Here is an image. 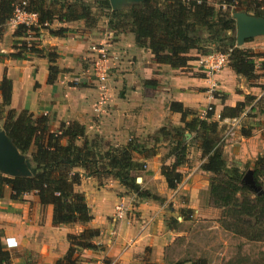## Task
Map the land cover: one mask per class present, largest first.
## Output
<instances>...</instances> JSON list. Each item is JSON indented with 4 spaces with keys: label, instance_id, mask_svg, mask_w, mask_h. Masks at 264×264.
Wrapping results in <instances>:
<instances>
[{
    "label": "crops",
    "instance_id": "0c3cea01",
    "mask_svg": "<svg viewBox=\"0 0 264 264\" xmlns=\"http://www.w3.org/2000/svg\"><path fill=\"white\" fill-rule=\"evenodd\" d=\"M15 27L16 24L7 22L6 32L0 39V52L12 51L11 35ZM50 27L69 29L63 36L42 30L41 43L56 49L58 59L55 64L61 71L52 83H48V61L45 57L0 62V80L3 76L11 80L9 109L45 114L54 129L62 122L76 121L84 125L88 136L96 134L107 144L118 146L125 145L132 136L156 132L169 119L173 125H181L180 114L169 111L171 101L181 102L191 111H197L198 116L212 105L210 119L218 121L222 127L223 156L228 164L235 162L241 169H252L258 155L264 153V102L261 100L264 98V74H260L264 69L260 66V70H256L260 77L254 86L237 75L228 64L219 72L200 78H177L176 69L156 65L150 50L137 47L132 33L109 30L107 20L99 21L93 28L85 27L80 20H55ZM100 43H107L114 56L102 91L91 75L90 46ZM243 47L258 51L259 45L251 42ZM190 53V56L197 57L195 51ZM160 73L166 76L163 78ZM211 83L217 84L223 98H212L207 90L203 94L196 93L199 87L206 85L207 88ZM246 95L254 97L245 108L248 110L254 106L251 110L253 117L249 121L253 126L251 134L243 136L237 128L234 134L228 135L232 118L221 119V110L224 105L235 106L244 101ZM245 114L239 116L240 122H248ZM164 153L165 150L161 149L146 158L134 154L135 160L144 162L140 172L146 183L141 188L151 189L149 191L156 199L141 198L128 192L111 177L98 180L78 169L82 179L75 190L84 193L93 215L84 224L74 222L55 226L52 223V205L41 204L34 192L24 194L21 200H12L7 190L6 195L0 198V230L12 264H53L69 248L67 235L84 227L100 231L93 239L97 248L82 250L81 256L90 260L88 264H143L144 259L155 264H173L170 262L181 263L180 260L189 259L180 251L185 244V236L188 239L193 228H179L199 221L213 222L214 227L219 228L217 221L221 210L204 201L211 176L210 172L200 168L204 159L199 156L196 161L194 154H189L186 163L177 168L183 175L182 181L174 189H169L160 167L171 164L173 158L163 159ZM196 153L200 154L198 148ZM118 206L123 208L121 217L114 213ZM146 250L147 256L143 255Z\"/></svg>",
    "mask_w": 264,
    "mask_h": 264
},
{
    "label": "trees",
    "instance_id": "16d2710c",
    "mask_svg": "<svg viewBox=\"0 0 264 264\" xmlns=\"http://www.w3.org/2000/svg\"><path fill=\"white\" fill-rule=\"evenodd\" d=\"M17 6L35 13L37 22L30 26L17 24L12 33V51L0 52V62L9 58L28 59L31 55L46 57L48 83H52L61 70L55 64L56 49L45 48L39 39L42 30L57 36L66 34L68 28L50 27L55 20H80L85 27L93 28L102 11H107L109 30L132 33L137 47L150 50L153 61L159 65L185 68L194 59L189 55L191 51L203 55L220 51L228 54V66L249 85H256L260 75L256 73L254 62L258 55L236 46V22L232 13L244 11L264 17V0H143L117 11L111 9L108 0H0V39ZM30 33L36 40L25 39ZM261 68L264 69V62ZM11 88V80L3 76L0 80V130L3 129L17 149L30 158L35 172L30 176H8L0 172V198L7 190L12 200H21L24 194L34 192L41 204L52 205L53 225L87 223L93 215L84 193L75 190L82 179L78 169H82L88 177L98 180L111 177L141 198L156 199L136 182L134 173L144 168V162L135 160L134 154L144 158L153 155L157 144L149 147L131 137L125 145H109L98 135L89 137L84 125L76 121L62 122L54 129L45 114L9 109ZM253 100V96L246 95L244 101L235 106L224 105L221 119L239 117ZM168 107L169 111L180 114L182 125L174 126L171 131L162 126L156 131L158 139H172L167 157H172L173 162L160 167L167 187L174 189L182 181L183 175L177 168L187 161L189 142H196L204 159L200 168L211 173L208 201L221 210L220 226L248 241L264 242V153L258 155L252 166L255 182L261 188L256 192L242 182L247 168L242 170L238 164H228L224 159L222 127L218 121L210 119L212 111L201 118L181 102L172 101ZM250 110H254V106ZM252 129L251 125L243 126L240 133L249 136ZM186 131L191 135L187 140L184 139ZM99 233L93 228H85L78 234L69 233L66 254L53 264H76L79 250L97 248L92 239ZM143 263L155 264L148 259ZM0 264H12L1 230ZM190 264L207 263L194 259Z\"/></svg>",
    "mask_w": 264,
    "mask_h": 264
},
{
    "label": "rangeland",
    "instance_id": "374dc122",
    "mask_svg": "<svg viewBox=\"0 0 264 264\" xmlns=\"http://www.w3.org/2000/svg\"><path fill=\"white\" fill-rule=\"evenodd\" d=\"M122 10H124V9H122ZM106 13H107V11L101 12L100 18L97 21V23H99V21L101 23V21L107 20L106 16H105ZM9 21H10V19H9ZM102 24H104V23L102 22ZM5 32H6V30H5ZM31 35H32V33H30L25 39L36 40ZM6 36H9V35L7 34ZM41 36H42V33L40 34V38H39L40 41H41ZM255 38H256L255 40L254 39H249V40L252 42V44L257 43L259 45V47L257 48L258 51H255L252 49H250V50H252L253 52H255L258 55V57H256L254 59V62H255V69L260 70L258 66L261 67V62H264V41H263L264 37H258L257 36ZM249 40L245 41L239 47L245 48L243 46H246V45L251 43ZM13 43H14V38L11 35V47H12ZM45 48H48V47L45 46ZM246 49H248V48H246ZM214 53H221V52L220 51L219 52L212 51V52H210L208 54H204V55L197 53V57H194V61L192 64L189 62V65L185 68H178V69L172 68V69H176L174 71H176L178 74L177 78H184V77H186V78H193V77L194 78H200L202 75H205L208 73V71H209L208 68L210 66V60H209L208 56H210L211 54H214ZM190 54L191 53H189V55ZM225 54H227V53H225ZM31 56L35 57L34 55H31ZM261 57H263V59H261ZM9 59H12V58H9ZM201 59H202V61H200ZM155 64L159 65L157 63H155ZM226 65H227V59H226L225 63L216 72H219ZM48 66H49V63H48ZM48 74H49V72H48ZM257 74H259V73H257ZM260 74L263 75L264 72H262ZM162 76L164 78L166 76V74L162 73L161 77ZM173 77L175 78L176 76L174 75ZM259 77H260V75H259ZM169 78H172V77L169 76ZM257 81L258 80H256L255 82H257ZM216 85L211 83L209 85L210 87L206 88L205 87L206 85L204 87H199L197 89L196 93L202 92V94H203V92L205 93V91L207 90L208 94L211 92V94L213 96L212 98H217V97L219 98L223 95V92L220 93L218 91L219 87ZM163 86H164V83H163ZM214 88L217 90L213 91ZM222 98H223V96H222ZM261 100H262V102H264V98H261ZM244 114H245L244 117L247 116L248 122L241 121L238 125L239 127L234 128V130H236L237 128H240V130H241V127L245 126L247 128L249 126V123L251 122L250 118L253 117V114H251V110L249 108H248V110L247 109L245 110ZM68 122H71V121H68ZM181 125H182V123H181ZM164 126L167 130L171 131V130H173V127L176 125H173V123L171 122V119H169V120H167V122L165 123ZM186 133H189V132L186 131ZM234 133H235V131H234ZM94 135H96V134H90L89 137H92ZM132 137H135V136H132ZM190 137H191V135H190ZM190 137H186L184 135L185 140L189 139ZM135 138H137L140 142L144 143L146 146H149V147H151V146L156 147V144H157L158 149L156 148V150H157V151H155L156 153L161 151V149H164L165 153L162 157L163 159L168 156L167 154H168V152L172 146V142H171L172 139L171 138H169V139L164 138L163 139L160 137V139H158L157 132L148 133L144 136L135 137ZM156 140H158V143ZM79 144H80V142H79ZM196 147H197L196 142H192V141L189 142L188 155L193 153L195 156L194 159L196 158V161H198L197 158L199 156L201 157V152L199 150L200 154L198 155L196 153V155H195V149L197 150V148H198V147L197 148ZM222 150H223V145H222ZM231 163H235V162H231ZM239 168H241V167H239ZM243 169H245V168H243ZM134 174L136 176V179L141 178V181L139 182V184L141 187H144V185L146 183V179H144L143 173L140 171H137ZM210 177H209V180H210ZM209 183H210V181H209ZM157 184L158 183L155 184L156 188H157ZM149 190H151V189H149ZM130 193H133V192H130ZM204 201L209 203L211 206H213L212 203L210 201H208V196H207V199L204 198ZM114 213L117 216L116 210L114 211ZM180 216L183 217V214H181ZM192 225H194V224L193 223L186 224V225L183 224L179 228V229H183V228L184 229H191V227L193 228L192 234L188 237V239L185 236L184 241H183L185 244H183V247H181V251H180V253H184V254L186 253L187 257H190V258L189 259L185 258L183 260H180L181 261L180 264H186L188 262L190 263L192 260H194L192 258L205 260V262L207 264H264V242L248 241V240L244 239L243 237L237 236L231 232L224 230L220 226L219 222H218L219 228H215L213 222H208V221H199L194 226H192ZM85 228L86 227H84L82 230H84ZM81 231L78 230L74 234H78ZM92 242H93V239H92ZM93 244H95V243L93 242ZM82 250L83 249L78 251L79 256L77 257L78 261L76 264H88V263H90V260L84 259L83 256H81ZM175 253H177V252H175ZM147 254H148V250H146L143 255L147 256ZM195 256H197V257H195ZM148 260L150 261V259H148ZM171 260H173V257ZM170 263L176 264L174 262H170ZM164 264H169V263L167 262Z\"/></svg>",
    "mask_w": 264,
    "mask_h": 264
},
{
    "label": "water",
    "instance_id": "95a60500",
    "mask_svg": "<svg viewBox=\"0 0 264 264\" xmlns=\"http://www.w3.org/2000/svg\"><path fill=\"white\" fill-rule=\"evenodd\" d=\"M108 1L111 9L116 11L143 2V0ZM232 17L236 22V46H241L254 37L264 36V17L250 15L244 11H234ZM185 135L188 136L189 133ZM0 172L8 176H30L35 172L30 158L17 149L3 129L0 130ZM140 180V178L136 179L137 182ZM242 182L256 192L261 189L255 182L252 169L245 171Z\"/></svg>",
    "mask_w": 264,
    "mask_h": 264
},
{
    "label": "built area",
    "instance_id": "2783aa9c",
    "mask_svg": "<svg viewBox=\"0 0 264 264\" xmlns=\"http://www.w3.org/2000/svg\"><path fill=\"white\" fill-rule=\"evenodd\" d=\"M24 4V3H23ZM10 21L13 24H24L30 26L36 24L37 15L33 12H27L23 10L21 6H17L13 12ZM90 51L92 53V69L91 75L93 79L98 84L99 91H102L106 87V81L109 76L110 62L114 58L109 52V46L107 43L92 44L90 46ZM227 54L225 53H214L209 57L210 66L207 75L214 74L218 69L225 63L227 59ZM202 61V59L200 60ZM212 110V105H208L205 110L200 114V117L205 118L207 112ZM244 115V112L242 113ZM241 117L232 118V124L227 130L228 135L234 134V128L240 123ZM116 213L118 217L122 216L123 208L122 206L116 207Z\"/></svg>",
    "mask_w": 264,
    "mask_h": 264
}]
</instances>
